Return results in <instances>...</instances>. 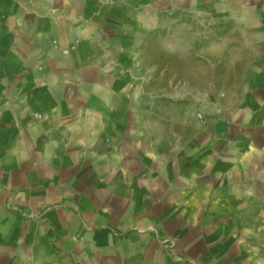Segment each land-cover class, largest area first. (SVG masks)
I'll return each instance as SVG.
<instances>
[{"label": "crops", "instance_id": "crops-1", "mask_svg": "<svg viewBox=\"0 0 264 264\" xmlns=\"http://www.w3.org/2000/svg\"><path fill=\"white\" fill-rule=\"evenodd\" d=\"M201 11L243 86L151 120L135 50ZM0 264H264V0H0Z\"/></svg>", "mask_w": 264, "mask_h": 264}, {"label": "rangeland", "instance_id": "rangeland-1", "mask_svg": "<svg viewBox=\"0 0 264 264\" xmlns=\"http://www.w3.org/2000/svg\"><path fill=\"white\" fill-rule=\"evenodd\" d=\"M163 22L165 30L150 32L134 55V85L149 93L147 117L187 118L192 110L200 118L207 104L235 98L251 60L235 19L201 11Z\"/></svg>", "mask_w": 264, "mask_h": 264}]
</instances>
